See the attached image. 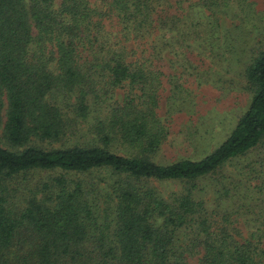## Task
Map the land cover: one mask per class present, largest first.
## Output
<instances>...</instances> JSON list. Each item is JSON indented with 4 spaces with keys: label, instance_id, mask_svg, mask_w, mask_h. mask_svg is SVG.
<instances>
[{
    "label": "trees",
    "instance_id": "1",
    "mask_svg": "<svg viewBox=\"0 0 264 264\" xmlns=\"http://www.w3.org/2000/svg\"><path fill=\"white\" fill-rule=\"evenodd\" d=\"M232 1L0 0V264H264V26L228 134L198 159H152L167 35ZM240 157L242 177L226 166Z\"/></svg>",
    "mask_w": 264,
    "mask_h": 264
},
{
    "label": "rangeland",
    "instance_id": "2",
    "mask_svg": "<svg viewBox=\"0 0 264 264\" xmlns=\"http://www.w3.org/2000/svg\"><path fill=\"white\" fill-rule=\"evenodd\" d=\"M188 16L193 23L187 21L181 32L167 35L170 44L160 53V62L162 67H167V75L162 79L158 114L168 131L160 149L152 156L160 164L204 156L228 134L246 109L249 94L243 87L242 71L251 52L260 47L264 0H241L240 3L234 0L229 7L216 13L193 7ZM127 90L126 84L115 88L107 103L120 104ZM53 99L56 101V97ZM57 100L59 102L60 98ZM104 109L106 106L90 112L87 120L80 123L75 140L91 139L87 127L94 116L104 113ZM58 145L43 143L45 147ZM243 163L244 158H234L227 163V170L242 177L237 169ZM38 177L39 173H36L34 178ZM253 184L248 191L252 207L260 196ZM156 186L165 194L180 188L178 182ZM201 188L202 192L197 195L209 207L214 202L213 188L208 184H202ZM261 190L264 191V187ZM101 192H104L103 188ZM103 207L104 204H100V208ZM260 207H263L261 203Z\"/></svg>",
    "mask_w": 264,
    "mask_h": 264
}]
</instances>
